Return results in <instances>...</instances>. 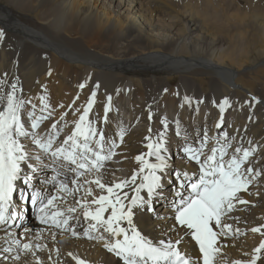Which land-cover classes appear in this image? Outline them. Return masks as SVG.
<instances>
[{
	"label": "bare ground",
	"instance_id": "1",
	"mask_svg": "<svg viewBox=\"0 0 264 264\" xmlns=\"http://www.w3.org/2000/svg\"><path fill=\"white\" fill-rule=\"evenodd\" d=\"M0 31L4 33L0 39V81H5L0 87L6 93L16 83L21 89L17 96L30 101L22 110L26 128H30L27 113L34 111L36 116L47 117L36 131L46 136L55 123L59 143L71 133L79 115L76 110L82 111L95 90L90 119L118 147L99 173L80 177L79 183L91 187L94 195H100V190L84 182L97 176L104 183L130 178L138 169L135 157L147 151L144 137L149 135V128L153 138L164 130L162 118L168 123V178L172 179L166 191L168 200L177 183L173 171H188L198 178V165L187 160L182 151L185 141L175 135L177 120L194 146L207 129L210 137L221 131L228 133L232 144L229 155L236 147L255 148L245 167L251 166L260 175L247 192L239 193L249 203L237 204L228 214L239 217V221L224 219L243 234L221 238L226 245L222 250L226 264L250 259L252 249L264 239L250 231L264 224V0H0ZM81 83L85 84L83 89ZM40 96L46 97L49 105L43 111ZM108 96L112 97L111 110L105 123ZM185 96L192 98L191 106L184 102ZM225 98L230 106H225L219 130L215 127L221 120L219 103ZM196 101L203 102L197 105ZM121 128L125 130L122 143L117 136ZM22 142L32 155L39 152L30 138ZM213 143L209 141L205 152L210 154ZM50 163L43 158L42 164ZM37 166L40 171L34 183L54 192L51 185L40 184V180L54 174L51 167ZM73 178L72 173L59 177L66 179L70 187ZM19 188H26L22 181L18 182ZM124 191L131 196L129 189ZM82 196L84 192L80 191L61 201L62 207H76L72 215L80 216V223L70 221L81 233L73 237L40 224L35 214H30V200L21 204L19 190L15 192L13 199L24 218L13 222L11 228L0 225V264H36L37 258L41 264H76L69 253L89 264H122L102 241L83 236L87 222L75 203ZM166 212L171 215L168 203H158L153 212L136 210L134 222L143 235L154 241L175 238V233L161 236L173 221L162 220L156 213L163 216ZM25 227L31 232L22 235ZM9 231L22 243L42 247L33 249L35 255L18 249L4 253L3 248L10 243ZM52 231L56 232L55 239ZM181 248L193 258L199 256L189 237H185ZM17 254L18 260L14 259ZM258 264H264V254Z\"/></svg>",
	"mask_w": 264,
	"mask_h": 264
},
{
	"label": "snow or ice",
	"instance_id": "2",
	"mask_svg": "<svg viewBox=\"0 0 264 264\" xmlns=\"http://www.w3.org/2000/svg\"><path fill=\"white\" fill-rule=\"evenodd\" d=\"M4 33L0 31V39ZM5 81H0L2 86ZM81 89L84 83L79 85ZM96 87H99L97 85ZM21 91L16 83L11 84V90L4 93L0 87V225L12 227L13 222L23 220V213L19 211L13 195L19 190V200L22 204L30 200L35 213V219L49 229H59L61 233L69 232L73 237H79L81 233L70 224L71 220L80 223V216L72 215L77 212L76 207H62L61 201H65L68 194L83 191L84 196L76 199L83 220L87 227L83 230V236L89 240L103 242V247L113 253L122 264H226L222 258V250L226 246L221 238H229L243 234L239 228L233 229L232 225L225 223L224 219H235L228 214L235 210L237 204H248L239 196L241 192H247L249 185L260 175L251 166L245 167L249 158L255 152V148L236 147L231 155L229 149V135L221 131L217 135L209 136L207 129L204 130L203 138L198 140V146L190 142V134L181 131L179 120L176 121L177 137L184 139L182 151L189 162L198 165V178L190 175L188 171L175 170L172 177L176 185L171 189V199L168 200L166 191L172 179L168 178L171 168L168 159V123L166 118L161 119L164 130L153 138L152 129L149 135L144 137L147 142L144 146L147 151L135 157L138 169L133 170L130 178L121 179L119 182L104 183L102 177L97 176L85 184H95L100 190V195H94L92 188H84L79 183L80 177L85 173H99L104 168L105 162L109 161L116 153L118 147L115 140H109L102 128H98L96 122L90 119V112L96 103V92L93 90L86 104L82 106L78 118L73 122L71 133L57 143L59 130L54 123L46 136H41L36 130L40 122L47 119L45 116H36L34 111L27 113L30 128H26L22 119V110L26 103L17 96ZM119 91V90H117ZM166 91V90H165ZM78 99V97H77ZM111 96L107 97L108 103L104 105L103 120L107 123L108 113L111 110ZM256 101V98H252ZM43 106L41 111L47 109L46 97H39ZM184 102L189 106L192 98L185 96ZM203 101H196L199 105ZM259 102V101H256ZM75 103V101L73 102ZM215 103V102H214ZM225 106H230L227 98L219 103L221 120L216 123V129H221ZM35 105L32 108L35 109ZM63 107V105H61ZM150 109V106H149ZM197 107V111H198ZM149 110L148 119H152ZM63 119V115L61 116ZM125 130L121 128L117 133L121 143ZM39 152L32 155L28 146L22 140L29 139ZM214 141L210 148V154L205 152L209 141ZM50 160V165L42 164L43 158ZM154 158V159H150ZM36 161L41 167H51L54 173L50 178L40 180L41 185H51L55 190L37 187L34 181L40 171ZM67 173L73 174L69 182L59 179ZM251 177V178H250ZM22 181L26 188L18 189V182ZM129 189V191H124ZM106 193V194H104ZM143 193V194H142ZM186 193V194H185ZM86 197H91L87 199ZM168 203L171 215L167 212L157 217L162 220H172L173 223L166 231L162 230L161 236H169L175 233V238H160L156 241L143 235L134 222L136 210L148 212L155 211L157 203ZM107 213V216L105 214ZM126 225V226H125ZM17 227L20 225L17 224ZM102 230V231H101ZM252 233H258L264 237V224L250 229ZM31 229L25 227L22 235H27ZM51 235L55 239L56 232ZM10 240L9 246L3 248L4 253H11L14 249L19 252H32L34 248L42 245L22 243L16 238L14 232H7ZM189 237L198 248L199 256L193 258L181 245ZM40 238L37 233L36 239ZM264 254V239L251 251L250 259H236L232 264H258ZM76 261V264H89L80 257L68 254ZM248 256V253H244ZM19 254L14 259L18 260ZM8 259L7 256L4 257ZM36 264H41L37 258Z\"/></svg>",
	"mask_w": 264,
	"mask_h": 264
},
{
	"label": "rangeland",
	"instance_id": "3",
	"mask_svg": "<svg viewBox=\"0 0 264 264\" xmlns=\"http://www.w3.org/2000/svg\"><path fill=\"white\" fill-rule=\"evenodd\" d=\"M221 129H222V127H221ZM221 129H219V130H221ZM157 204H158V203H157ZM157 204H156V205H157ZM156 205H155V209H156ZM29 211H30V214H35V213H34V210H33L32 208H31Z\"/></svg>",
	"mask_w": 264,
	"mask_h": 264
}]
</instances>
